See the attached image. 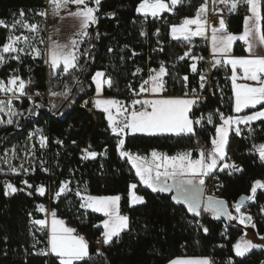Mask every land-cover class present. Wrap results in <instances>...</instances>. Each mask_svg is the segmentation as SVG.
<instances>
[{"label": "trees", "instance_id": "1", "mask_svg": "<svg viewBox=\"0 0 264 264\" xmlns=\"http://www.w3.org/2000/svg\"><path fill=\"white\" fill-rule=\"evenodd\" d=\"M141 2L104 0L101 3L97 16L104 17L88 29L89 37H83L78 47L82 71L54 73L45 63L44 40L38 45L41 57L24 56L21 57L22 62L11 60L0 69V79L5 82L12 73H17L25 81L30 79L32 83L26 91L33 96L32 100L25 97L18 108L17 112L23 114L18 115L21 119H15L12 127L0 130V264H45L44 258L32 255L33 236L28 227L30 217L43 219V214L37 209L39 204L49 207L50 213L55 211L59 219L76 229V234L85 236L90 259L80 264H169L178 258L218 259L219 264H227L229 259L234 264H264V250L261 248L242 259L235 256L234 245L243 236V230L236 221L232 224L225 219L217 220L204 212L194 216L185 205L176 203L173 193H154L145 188L129 161L119 155V138L112 134L105 115L95 108L89 112L87 108L91 105L82 106L84 100L95 96L92 78L97 71L105 72L114 81L112 87L104 90V96L119 100L125 99L131 91H137L145 80V74H138L136 68L138 63L146 66V58L138 53L144 49L141 33L150 19L137 14L136 9ZM204 2L183 0L171 14H162L160 22L151 26L152 30L159 29L158 39L165 44L163 52L152 61V66L159 69L161 65L158 62L161 61L167 68L168 75L164 79L168 87L183 89L189 86L199 90L198 80L191 71L195 62L191 57L208 53L201 46L204 39H172L171 26L182 24L185 18H194ZM42 6L41 0H0V19L11 25L14 20H25L31 10ZM21 11L26 14L24 18L19 15ZM249 14L245 7H239L228 16L227 31L242 34L244 18ZM9 32L10 29L0 28V46L7 42ZM186 52L190 56L180 60L179 57ZM234 53L245 55L240 43L235 46ZM198 64L202 67L201 61ZM184 76L188 77L187 82L183 80ZM213 76L220 78L219 83L213 85L211 94L193 109L194 119L204 118L201 124L195 125V135L128 136L125 150L140 157H148L153 151L168 156L190 151L193 159L199 158L201 149L208 153L213 147L211 141L216 135V127L221 124L219 114H234L230 70L222 64L216 65ZM35 92L41 95L35 96ZM260 109H249L243 114ZM36 114L38 118L26 120ZM209 115H212V123H208ZM250 127L252 131L248 139L231 132L227 147V161L239 165L243 171L232 175H228L227 170L216 171L206 179L207 183L220 187L215 196L227 203L231 213H236L235 205L242 197L251 195L255 181L264 182V161L260 160L254 147L264 144V121ZM35 128L46 132L47 145L33 156L30 155L28 131ZM21 146L25 157L20 161L23 167L19 166V174H16L4 165L2 154L5 150ZM85 149L97 152V158L82 159ZM25 169L29 171L25 172ZM5 180L17 188H25L23 181L27 180L33 188L5 196ZM63 181L70 182L71 191L64 199L54 201L52 196ZM132 184L137 185L136 194L145 199V203L137 207L130 205ZM39 186L45 187L44 196L33 193V189ZM82 189L87 195L121 197L120 212L129 217V229L121 234L118 241L114 239L110 245L99 249L105 217L80 207L82 201L75 193ZM27 191L32 195H27ZM261 208H264L262 191L257 193L255 201H245L241 212L252 216L258 232L264 234V212ZM201 224L209 229L207 234L198 227ZM225 226L228 230L223 232ZM37 237L47 244V233H39ZM25 250L29 251L28 257L23 255Z\"/></svg>", "mask_w": 264, "mask_h": 264}, {"label": "snow or ice", "instance_id": "2", "mask_svg": "<svg viewBox=\"0 0 264 264\" xmlns=\"http://www.w3.org/2000/svg\"><path fill=\"white\" fill-rule=\"evenodd\" d=\"M102 0H49V7L54 15H58L61 10L68 9L70 5L76 6V11H69V15L77 18L80 22L81 37H89L91 25L98 22L99 11ZM94 3V6H89ZM183 0H142L136 9L137 13L147 18H158L165 12L173 11L178 5L182 4ZM213 5H223V8H213V11L219 15V27L211 28V43L212 53L215 58L219 55V59H214L215 65H220L222 62L225 65L231 66L232 87L235 98V112L241 113L245 109L256 108L257 105H264V56L258 55L256 49L264 47V0H212ZM245 7L246 11L250 13L244 18L243 33L240 35L231 34L227 31V25L223 19V11L227 9L228 12H236L239 7ZM209 11L208 0L199 7L194 18H185L180 25L171 26V37L175 40L183 39L190 41L192 37L204 36L207 38ZM42 17L48 15L47 11L37 13ZM21 17L26 14L21 11ZM114 15V14H112ZM17 26L35 34L33 37L26 35H15ZM192 26H195L193 29ZM0 28L10 29L6 37V43L0 46V66L6 64L9 60L22 62L21 54L32 55L34 58L41 57V50L35 48L29 43L30 39H35L39 35L40 28L37 24L26 22L24 19L14 20L11 25L7 24L3 19H0ZM147 35L146 32L141 33ZM157 35L159 29H157ZM242 41L249 52V57L227 58L234 42ZM43 43V39L40 41ZM80 40H72L70 45H61L53 42L50 47L44 52L45 63L49 64L52 71L69 73L71 70H83L79 65V57L81 53L78 51ZM23 44V47L20 45ZM161 51L163 49H160ZM109 51H112L109 49ZM135 55V53H133ZM190 53H185L179 59L183 60ZM193 60L202 59V57H191ZM242 70V75L238 77L237 69ZM193 72L197 71V65H191ZM140 69H137L139 72ZM153 73L149 79L144 80L139 88V95L142 93H151L153 96L162 97V93L166 90L165 76L168 75L167 68L161 64L159 70L152 69ZM134 75L136 73H133ZM96 93L99 97L105 85L109 88L113 86V79L107 77L103 71H97L93 76ZM238 79L245 81H254L256 86L247 83L239 84ZM183 80L188 81V77L184 76ZM200 88L205 87V75H200ZM32 81L29 79L25 81L21 76L12 75L7 82L0 79V93L5 94L6 100H0V113H6L8 116L7 123L9 125L14 123L13 117L23 115L18 113L13 107L14 100H21L22 97H27L29 100L33 99L26 91L27 86ZM147 85L148 87H145ZM131 88V85H129ZM35 96H40L41 93L35 92ZM56 95V93H53ZM203 98L195 94L189 97L186 92L182 98H154V99H133L130 109L125 107L121 101L117 99H96L95 107L107 114V120L111 132L118 137L119 155L126 158L135 169L136 176L139 177L140 182L154 193H165L175 191L176 195L173 199L178 204L187 206V211L194 216L201 215V208L213 215L214 219L219 220L221 217H226L228 221H238L239 224L245 227H255L252 222L253 218L241 212L245 201H255L257 198V189H264V182L255 181L251 187V195L241 198V201L235 205L237 215H233L227 211V203L218 200L214 197H207L202 199V192L197 188V185L203 186L205 178L213 172H224L227 170L228 175L242 172L243 169L234 162H226L227 147L229 144V135L235 132L237 136L241 134L240 125H250L255 121H264V108L257 110L252 114L244 115L242 117H225L220 114L222 123L216 127L215 138L212 139V149L205 153L203 149L200 150L199 158L193 159L190 151L180 152L174 156H168L162 153L153 151L151 153V160L147 157L135 156L125 150V140L122 138L129 133L144 134L147 136H159L171 134L175 136H191L195 135L194 125L201 124L203 117L199 119L193 118V108L199 105ZM140 105L137 110L136 106ZM40 107V105H36ZM115 109V114H113ZM31 114V113H30ZM119 117V119H118ZM208 123H212V115L207 117ZM3 123V121H0ZM252 131V129H249ZM57 143H62L57 141ZM47 145V137L41 135L40 147L44 148ZM259 153V158L264 161V144L254 146ZM85 154L82 159H96L98 153L95 151L84 150ZM23 166L21 165V168ZM13 173L19 174V170L11 168ZM29 171L28 169L24 170ZM34 171V169H32ZM47 171V169H44ZM171 181V183H169ZM69 181L61 182L58 190L54 193V199H59L62 195L70 192ZM25 188H17L12 183H6L4 189L5 196H13L17 192H26L27 189H32L33 185L29 184L27 180L23 181ZM136 184H132L131 188L135 189ZM36 191L40 196H44L46 189L44 186H39ZM27 195L31 196L32 192L27 191ZM81 199L80 207L91 209L93 212L102 213L105 220H103L102 240L105 245H110L114 239L119 240L121 234L129 229V217L121 215L119 211L120 196H92L82 195L79 190L75 193ZM145 199L137 195L134 191L131 193V205L144 204ZM37 209L41 213H45V218L34 219L31 224L34 231L30 230L33 236L32 248L36 249L40 240L36 237V232H45L47 230V245L34 251L32 255L47 257L45 264H80L86 259H90L89 244L83 236L76 234V229L67 227L62 219L57 218L55 211L50 213L48 218V210L44 204L37 205ZM264 212V208H261ZM31 215V214H30ZM203 232L207 234L209 229L205 226L198 225ZM227 227V226H225ZM260 240H264V236H259ZM264 247V245L253 243L247 239H241L234 245L235 255L237 257H244L253 249ZM27 252V250H25ZM102 255V254H101ZM170 264H212L209 258L197 259H175ZM229 264L234 262L229 259Z\"/></svg>", "mask_w": 264, "mask_h": 264}, {"label": "built area", "instance_id": "3", "mask_svg": "<svg viewBox=\"0 0 264 264\" xmlns=\"http://www.w3.org/2000/svg\"><path fill=\"white\" fill-rule=\"evenodd\" d=\"M43 2V6L39 9H36V10H31L28 15L25 17L26 19V22L28 23H32V24H37V25H41V23H44L42 25V35L40 36H45L50 38V37H54L55 40H57L59 38L60 35L56 34H52L49 32V28H50V25H51V22L48 21V18H49V15H50V7H49V0H41ZM104 0H102L103 2ZM168 2V0H166ZM209 1V0H208ZM101 2V3H102ZM89 6H94V3H90ZM41 11H47L48 12V15L46 17H42L40 15H38L37 13L41 12ZM173 11H171L169 14H171ZM104 16H99V19H102ZM108 18H110L109 16H107ZM24 18V17H23ZM210 16H208V22L210 21ZM215 19V18H213ZM5 21V20H4ZM7 23V21H5ZM160 22V17L158 18H152L150 17L149 20H147V22L145 23L146 25H144V28H143V32H146L147 35H142L141 34V38H142V41H143V46H144V49L141 50L138 55L140 57H145L146 58V66L143 67V65H141L140 63H138L136 65V68L137 69H140L139 72H137L138 74H145V80L149 79L150 75H152L153 73L151 72L152 69H155V70H159L158 68H156L155 66L153 67L152 66V61H154L160 53L163 52V50L161 51L160 49H164L165 48V44L163 42H161L159 39H158V35L156 34L157 33V30H152V24H158ZM8 24V23H7ZM193 29H195V26H192ZM24 31L25 29H16L15 31V35H24ZM210 33L211 31L208 30L207 33H206V36L207 38L204 39V41L202 42L201 46L202 48H205L208 50V53L206 55H203V56H199V57H202V59H196L194 60L195 64L197 65V71L196 72H193L192 70V73L193 75L197 78L198 80V86H199V90L198 89H191L189 86H185L183 89H179V88H176V87H168L167 85H165V91L162 93V97H156V96H153L151 93H142V94H139V95H134V93H139V89L137 91H131L127 97L125 99H122V100H119L118 98H112V97H105L106 99H117L119 101L122 102V104L125 106V107H128L129 110L130 109V106H131V103H132V100L133 99H154V98H166V97H173V98H180V97H184L185 93L187 92L189 94V97H191L193 95V90H195V94H198L200 95L203 99L200 100L199 104L206 100V98L211 94V90H212V86L213 85H217L220 81V78L218 77H214L213 76V73H214V69H215V64L213 63L214 61V57H213V54L210 52ZM82 37L81 36H78V39H81ZM245 45L243 43L240 44V48L242 50L245 49ZM199 61L202 62V67L199 66ZM159 65L162 64L161 61L158 62ZM12 75H18L17 73H12ZM11 75V76H12ZM200 75H205L206 76V80L204 81L205 83V87L203 89L200 88V84H201V80H200ZM10 76V77H11ZM19 76V75H18ZM9 77V78H10ZM143 84V83H142ZM141 84V85H142ZM141 87V86H140ZM139 87V88H140ZM145 87H148L147 85H145ZM7 97L5 96V94L3 93H0V100H6ZM23 100H25V97H22L21 100L17 101V100H14L13 101V107L16 111H18V108H20L23 104ZM93 101H94V97H91V98H88L86 100H84L82 102V106L83 107H88V105H91L90 108H87L89 112H92L94 106H93ZM137 110L140 109V105H137L136 106ZM198 108V106L194 107L193 109H196ZM38 114L34 115L33 117H27L26 120L29 121L31 118H38ZM240 128H241V134L239 135V137L243 138V139H248L251 135V131H249V129H251L250 126H246V125H240ZM235 133V132H234ZM5 139V137H4ZM256 153H258V151L256 150L255 151ZM6 183H9L8 181H3V184L5 186ZM220 189V187H218V185L214 184V183H208V193L210 195H214L215 196V193L216 191ZM33 193L34 194H39L36 189H33ZM68 193V192H67ZM66 193V194H67ZM66 194L65 195H62L59 199H54V195L52 196V199L54 201H59V200H62L66 197ZM48 210V213H50V208L47 207L46 208ZM43 214V218H45V213H42ZM49 218V216H48ZM36 219L35 217H30L29 218V222H28V227L30 230L34 231V227L33 225L31 224V221ZM228 230V227H224L223 229V232L224 231H227ZM41 232H36L35 235L37 237V234H39ZM44 233V232H43ZM45 233H47V230H45ZM38 238V237H37ZM47 244H45L43 241L40 240V243L37 244L36 246V249H33L32 250V253L36 250H38L39 248H42V247H46ZM98 246L100 248L106 246L104 243H103V240L100 239L98 241ZM5 252H8V250H5ZM24 257H28L29 256V251L27 250L24 251ZM36 256V255H34ZM36 257H40V258H44L45 260H48L47 257H43V256H36ZM212 261V264H219V260L218 259H215V260H211ZM49 264H51V261H49Z\"/></svg>", "mask_w": 264, "mask_h": 264}, {"label": "rangeland", "instance_id": "4", "mask_svg": "<svg viewBox=\"0 0 264 264\" xmlns=\"http://www.w3.org/2000/svg\"><path fill=\"white\" fill-rule=\"evenodd\" d=\"M167 2V1H166ZM208 5H209V11H208V14H207V19H208V16H210V18H220L219 17V15L216 13V12H214L213 11V8L215 7V8H223V5H213L212 4V0H209L208 1ZM69 11H76V6L75 5H70L69 6V8L68 9H63V10H61L60 11V13L58 14V15H54L51 11H50V15H49V18H48V20H47V22L48 21H50L51 22V25H50V28H49V32L50 33H52V34H54V35H56V34H58V35H60L59 36V38L57 39V40H55L54 39V37L52 36V37H50V38H48V37H46L45 38V36H40V35H42V25L44 24V23H42L40 26H39V28H40V32H39V35L38 36H36V38L35 39H30V41H29V43L30 44H32L35 48H38V45L39 44H41V39H43L44 40V44H45V51L50 47V45L53 43V42H56V43H58V44H61V45H70L71 44V41L72 40H82L83 39V37L81 38V39H78V33L80 32V22H79V20L77 19V18H75V17H73V16H70L69 15ZM165 13H170V12H165ZM233 12H228L227 11V9H224V11H223V19L225 20V23H226V20H227V18H228V16L230 15V14H232ZM138 14V13H137ZM164 14V13H163ZM139 16H142V15H140V14H138ZM148 17H151V16H148ZM97 24V23H96ZM96 24L95 25H91L90 27H92V26H96ZM19 29H23V28H20V27H18ZM24 35H26V36H29V37H33L35 34H33V33H30V32H28L27 30H25L24 31ZM240 35V34H239ZM198 37H202L203 39H205V37L204 36H195V37H192V38H198ZM191 38V39H192ZM238 43H243L242 41H236V42H234V44H233V47H232V50H231V52H230V54H229V56L228 57H225V59H227V58H240V57H249V52L247 51V47L245 48V55L244 56H238V55H235V53H234V48H235V46L238 44ZM80 44V43H79ZM210 44H211V47H210V49H211V52H212V43H211V33H210ZM21 47H23V44H21L20 45ZM78 47H79V45H78ZM44 51V52H45ZM256 53L258 54V55H261V56H264V47H258L257 49H256ZM24 56H32V55H25V54H21V57H24ZM219 56V55H218ZM33 57V56H32ZM220 58V57H219ZM9 61H11V60H9ZM8 61V62H9ZM7 62V63H8ZM6 63V64H7ZM6 64H4V65H6ZM222 65H224V66H226L229 70H230V77H231V75H232V71H231V66L230 65H225V64H223V62L221 63ZM4 65H2V66H0V69L4 66ZM47 66H48V68H51L50 67V65L49 64H47ZM237 75H238V77L239 76H241L242 75V70L241 69H237ZM230 77H229V80H230V83H231V86H232V81H231V79H230ZM165 78V77H164ZM7 82V81H6ZM237 83H239V84H244V83H247V84H249V85H252V86H256V82H254V81H245V80H243V79H238L237 80ZM106 88H109L107 85H105L104 86V88H103V90H102V93H101V95L98 97L97 96V93H96V95H95V99H106V98H104V90L106 89ZM232 90H233V87H232ZM233 95H234V91H233ZM166 98H173V97H166ZM180 98H182V97H180ZM96 101V100H95ZM93 103L95 104V102L93 101ZM92 103V104H93ZM234 103H235V98H234V100H233V112H234V114L232 115L233 117H242V116H244V112L245 111H247V110H249V109H255V108H249V109H245L244 111H242L241 113H236L235 112V107H234ZM37 105V104H36ZM258 107H261V109L262 108H264V105H257L256 106V108H258ZM95 108V107H94ZM260 109V110H261ZM221 114V113H220ZM220 114H219V116H220ZM225 117H227V116H225ZM15 119H18V120H20L21 119V116H15V117H13V120H14V122H15ZM7 120H8V116L6 115V113H0V121H3V123H0V130H2V129H8V128H10V127H12V125L14 124H11V125H9L8 123H7ZM221 123H222V121H221ZM194 127H195V125H194ZM21 130L23 129V127H21L20 128ZM131 134V133H130ZM138 134H140V133H137V134H133L132 136H136V135H138ZM41 135H43V136H45L46 137V132L44 131V130H41V129H33V130H31V131H28V137H29V139H30V141H31V147H30V155H33V156H35L38 152H39V150L41 149V147H40V137H41ZM159 136H175V135H171V134H165V135H159ZM230 136V135H229ZM127 138H128V136L126 135V136H124L123 137V139L125 140V144H126V141H127ZM215 138V137H214ZM158 153H160V152H158ZM163 154V153H162ZM135 156H137V155H135ZM25 157V153H24V147H19V148H17V149H12V150H5L4 152H3V154H2V161H3V163H4V165H8L9 167H10V170H11V168H16V169H18V167L19 166H21V163H20V161H21V159L22 158H24ZM149 160H151V155L150 156H148L147 157ZM124 159H126V158H124ZM226 159H227V157H226ZM130 163V162H129ZM131 164V163H130ZM214 173V172H213ZM212 173V174H213ZM207 178V177H206ZM205 178V179H206ZM207 180H205V184L203 185V186H199V185H197V188L202 192V199L203 200H206L207 199V197H214V198H216V196H214V195H210L209 193H208V183L206 182ZM169 183H171V181H169ZM143 185V184H142ZM145 188H147L145 185H143ZM135 190H136V188L135 189H132V188H130V193H129V198H130V205H131V193L134 191L135 192ZM261 191V189H257V193L258 192H260ZM81 194L82 195H87V192L84 190V189H82L81 191ZM136 193V192H135ZM166 194H170V193H173V195L175 196L176 195V193H175V191L173 190L172 192H165ZM217 199V198H216ZM120 202H121V199H120ZM120 202H119V211H120ZM139 205H142V204H137V205H131V207H137V206H139ZM184 205V204H183ZM186 206V205H185ZM187 207V206H186ZM85 210H87V211H91V212H93L91 209H86V208H84ZM227 211H229L228 209H227ZM202 212H204V213H206V214H210L212 217H213V215L211 214V213H209V212H207V211H204L203 210V207L201 208V213ZM93 213H96V214H99V215H101V216H103V214L102 213H97V212H93ZM49 215V219H50V213H48ZM120 214H121V212H120ZM233 215H237V213H232ZM246 215H249L247 212L245 213ZM122 215V214H121ZM104 217V216H103ZM58 218V217H57ZM59 219V218H58ZM105 219H106V217H105ZM220 219H225L226 221H228V219L226 218V217H221ZM219 219V220H220ZM228 222H230V223H232V224H234L235 223V221H228ZM252 222L255 224V222L252 220ZM236 223H237V225L238 226H240L241 228H242V230H243V236H242V238L243 239H247V240H250V241H252L253 243H256V244H260V245H264V240H260L259 239V236H264V234H260L259 232H258V230H257V227H256V224H255V227L253 228V227H245L244 225H241V224H239L238 223V221H236ZM65 225L67 226V227H70V226H68L66 223H65ZM102 227H103V223H102ZM78 235H80V236H83L84 238H85V236L84 235H81V234H78ZM241 238V239H242ZM240 239V240H241ZM85 240H86V238H85ZM87 241V240H86ZM99 249H101L100 247H99ZM257 249H259V248H257ZM257 249H253L252 250V252L253 251H255V250H257ZM261 249H263L264 250V247H261ZM251 253V252H250ZM250 253H248V254H250ZM247 254V255H248ZM246 255V256H247ZM236 256V255H235ZM246 256H244V257H237V258H239V259H242V258H245ZM227 264H229V263H227Z\"/></svg>", "mask_w": 264, "mask_h": 264}, {"label": "crops", "instance_id": "5", "mask_svg": "<svg viewBox=\"0 0 264 264\" xmlns=\"http://www.w3.org/2000/svg\"><path fill=\"white\" fill-rule=\"evenodd\" d=\"M216 19H219V18H216ZM209 24H210V21H209ZM208 24V30H210L211 31V29L209 28V25ZM241 44V43H240ZM244 44V43H243ZM245 45V44H244ZM246 46V45H245ZM210 47H211V44H210ZM246 48V47H245ZM244 52H245V49L243 50ZM210 52H211V49H210ZM212 53V52H211ZM213 54V53H212ZM215 59H219V56L217 55L216 57H215ZM226 67V66H225ZM93 81V80H92ZM93 84H94V82H93ZM94 87H95V84H94ZM95 95H96V88H95ZM104 95V94H103ZM95 96H94V102H95ZM93 106L95 107V104L93 103ZM95 110H97V111H100V112H102L104 115H105V117H106V120H107V114L106 113H104L102 110H100V109H97L96 107H95ZM113 114H115V109H113ZM250 114H252V113H250ZM248 115V114H247ZM118 119H119V117H118ZM108 121V120H107ZM258 122H260V121H255V122H252L250 125H246V126H251V125H253V124H255V123H258ZM243 125V124H242ZM133 134H128L127 136H132ZM136 136H147V135H144V134H138V135H136ZM147 137H150V136H147ZM123 138V137H122ZM151 155V154H150ZM226 162H228L227 161V159H226ZM230 163V162H229ZM207 179V178H206ZM205 179V180H206ZM261 191L262 192H264V189H261ZM84 209V208H83ZM85 210V209H84ZM85 211H87V210H85ZM88 212H91V211H88ZM178 259H190V258H178ZM211 260V259H210ZM170 264V263H169Z\"/></svg>", "mask_w": 264, "mask_h": 264}, {"label": "bare ground", "instance_id": "6", "mask_svg": "<svg viewBox=\"0 0 264 264\" xmlns=\"http://www.w3.org/2000/svg\"><path fill=\"white\" fill-rule=\"evenodd\" d=\"M218 21H219V19H213V18H211L210 19V26H209V28L211 29L212 27H219V23H218Z\"/></svg>", "mask_w": 264, "mask_h": 264}]
</instances>
